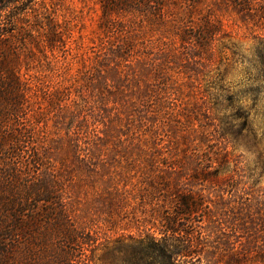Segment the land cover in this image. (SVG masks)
<instances>
[{
  "label": "trees",
  "instance_id": "16d2710c",
  "mask_svg": "<svg viewBox=\"0 0 264 264\" xmlns=\"http://www.w3.org/2000/svg\"><path fill=\"white\" fill-rule=\"evenodd\" d=\"M102 1L97 58L65 81L59 27L0 0V264H264L237 151L264 129V0ZM83 200L112 218L101 246Z\"/></svg>",
  "mask_w": 264,
  "mask_h": 264
},
{
  "label": "rangeland",
  "instance_id": "374dc122",
  "mask_svg": "<svg viewBox=\"0 0 264 264\" xmlns=\"http://www.w3.org/2000/svg\"><path fill=\"white\" fill-rule=\"evenodd\" d=\"M22 2L24 4H20V7L17 8H24L27 6L33 8L30 16L22 17V23L25 24L23 26L24 28L32 24L34 30L36 29L43 33L46 29V23L48 22L56 24L60 31H62V34L59 36L61 40L64 41V45L59 44L61 45L59 48L61 51L57 52L56 55L61 58V61L58 62L63 63V66L68 67V74L65 81L70 80L74 74L78 73L83 63H85L86 66H89L92 63V59L96 56L95 54L99 49V39L103 35L101 29V17L103 14L104 1L22 0ZM9 12L11 13L12 9L8 10L7 14ZM130 16L131 15L128 14L125 18ZM226 16L232 18L230 14H226ZM231 22L232 20L227 21L230 31L235 29L230 27L233 25ZM141 26L143 27L142 30H144V32H148L150 35L152 34L150 33V31H152V26L149 23L141 24ZM8 28H10V26ZM237 39H240L239 35L237 36ZM243 42L244 47L247 49L251 48V45L253 44L252 39H247ZM35 53L38 54L36 48ZM246 53L251 54V52ZM48 54L51 56V53ZM40 59L44 58L40 56ZM236 81H240V79L235 80L234 87H236ZM200 82L206 93H212L214 84L213 82L211 83L209 75L203 74ZM224 105H228L227 100H225ZM195 128H197V123ZM248 144L249 145L243 141L237 146V151L242 154L243 162L247 171L251 172V174H256L255 176L259 178L261 186L264 187V129L259 130L257 144ZM81 196H84V194H81ZM82 204L83 208H85L86 211H89L87 222H93L92 227L90 228L93 232L98 233V242L101 246L105 240L115 236L113 230L111 231V227L108 224V221L112 218L107 216H101L99 218V214L90 207V203L83 200ZM134 212L135 209L133 203L131 206H125L122 210H117L118 218L120 219L119 224L123 225L131 223ZM132 230L133 233H137V229Z\"/></svg>",
  "mask_w": 264,
  "mask_h": 264
}]
</instances>
